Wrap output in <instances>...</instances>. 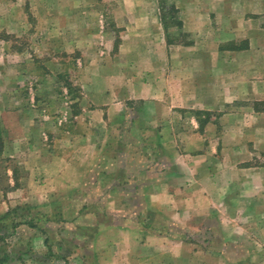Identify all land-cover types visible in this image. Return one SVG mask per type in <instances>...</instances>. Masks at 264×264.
<instances>
[{"label":"crops","instance_id":"obj_1","mask_svg":"<svg viewBox=\"0 0 264 264\" xmlns=\"http://www.w3.org/2000/svg\"><path fill=\"white\" fill-rule=\"evenodd\" d=\"M104 1L111 2L56 0L61 21L54 28L55 46L49 41L43 50L76 52L77 64L54 63L60 73H70L66 77L90 105L68 110L78 121L61 127L51 115L43 122L34 113L25 84L31 80V60L37 59H31V44L16 46L26 32L18 26L26 13L17 1L1 0L12 38L0 41V160H7L0 167V214L48 195L46 180H61L70 168L91 165L95 158L88 151L110 147L112 129L159 132L162 127L165 133L180 108L218 109L204 128L183 133L175 161L188 168L181 166L178 176L169 170L151 175L148 193L154 204L164 205L165 196H178L185 186V225L218 227V260L264 264V0H218V27L212 23L218 34L212 36H206L203 12H188L192 17L184 19V29L198 35L189 45L168 40L158 0H114L119 5L112 16ZM89 3L96 8L86 7ZM106 16L111 27L101 25ZM40 35L46 39V33ZM208 73L218 77L210 103L206 88L197 85L200 74ZM39 81L48 82L42 76ZM40 134L46 142L41 153ZM163 140L171 139L167 134ZM190 161L204 162L208 171L195 172ZM155 177L159 191L153 188ZM197 198L202 207L196 206ZM165 199L169 207L172 201Z\"/></svg>","mask_w":264,"mask_h":264},{"label":"rangeland","instance_id":"obj_2","mask_svg":"<svg viewBox=\"0 0 264 264\" xmlns=\"http://www.w3.org/2000/svg\"><path fill=\"white\" fill-rule=\"evenodd\" d=\"M13 1L23 6L21 11L26 13L27 22L23 19L18 25L26 32L19 36L20 42L16 46L22 48L31 44V59H37L35 63L31 60V80L25 84L29 86L27 91L32 92L29 102L37 109L34 113L43 122L51 115L61 127L78 121L69 111L80 110L82 102L84 107H90L84 102L86 94L78 92L69 79L70 73L66 74L69 77L65 72L60 73L54 61L77 64L79 56L67 49L58 51L52 47L43 50L49 41L55 46L54 28L61 21L56 17L60 5L56 0ZM113 1L103 2L111 16L114 5H119ZM4 3L0 0V5ZM158 6L168 40L173 44L189 45L198 38L197 34L185 31L183 26L184 19L192 17L188 14L191 11L203 12L206 36L218 34L214 28L218 27V0H158ZM86 7L93 10L96 4L89 3ZM39 14L44 17L40 18ZM98 23L100 25V21ZM109 23L112 19L107 16L104 22L101 21L105 27H111ZM7 26L6 13H0L1 42L12 38ZM44 33L47 36L43 40L40 34ZM56 56L60 57L57 61ZM203 69L212 71L207 66ZM41 76L48 82H40ZM57 77L63 80L56 83ZM217 78L209 73L207 77L199 76L197 85L206 88L207 103L218 90ZM35 91L39 94L34 95ZM179 111L172 130L165 133L162 127L159 132L112 129L110 147L100 146L88 151L87 154L92 156L90 159L95 158L91 165H84L80 170L70 168L61 180L53 177L46 180L50 181L48 184L45 181L48 195L40 194L36 203H20L1 213L0 264H234V260H218L217 226L185 225L187 212L182 211L184 204L188 206L184 199L189 197L182 194L185 186L178 196H165L172 201L169 206L172 209L165 198L164 205L154 204L148 193L151 175L169 170L178 176L179 170L186 166L175 161L183 149V133L200 126L204 128L206 121L215 120L220 112L198 107H184ZM129 114L128 119L133 118V113ZM167 134L171 139L168 143L163 140ZM38 138L41 153L42 146H46L42 143L46 142H42L41 134ZM98 139L95 136V140ZM82 152L79 148V160L84 161L87 156H80ZM6 162V157H3L0 167L7 166ZM207 164L210 171H214V164ZM190 167L197 173L208 171L204 169V162L190 161ZM155 182L158 184L153 188L161 190L160 180L156 178ZM181 183L179 181V186ZM196 200V206L202 207V202L198 198Z\"/></svg>","mask_w":264,"mask_h":264}]
</instances>
